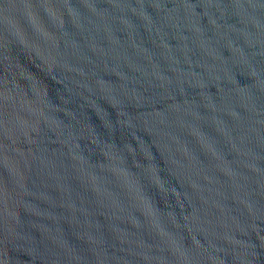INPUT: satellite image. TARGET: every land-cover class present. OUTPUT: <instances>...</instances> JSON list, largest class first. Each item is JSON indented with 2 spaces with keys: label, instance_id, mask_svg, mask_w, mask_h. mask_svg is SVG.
Here are the masks:
<instances>
[{
  "label": "water",
  "instance_id": "water-1",
  "mask_svg": "<svg viewBox=\"0 0 264 264\" xmlns=\"http://www.w3.org/2000/svg\"><path fill=\"white\" fill-rule=\"evenodd\" d=\"M0 264H264V0H0Z\"/></svg>",
  "mask_w": 264,
  "mask_h": 264
}]
</instances>
